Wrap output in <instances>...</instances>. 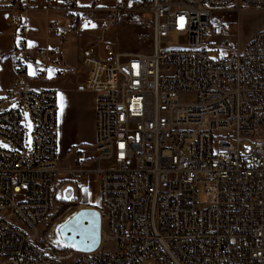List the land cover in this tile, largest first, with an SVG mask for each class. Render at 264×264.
Here are the masks:
<instances>
[{"label": "built area", "instance_id": "2783aa9c", "mask_svg": "<svg viewBox=\"0 0 264 264\" xmlns=\"http://www.w3.org/2000/svg\"><path fill=\"white\" fill-rule=\"evenodd\" d=\"M112 1L113 7L83 9L77 0H46L42 10L63 18L69 29L101 16V33L128 15L150 21L149 53L122 54L105 45L100 57L101 37L77 50L87 70L82 87L94 94L96 165H264L258 138L264 129V29L242 48L223 42L217 60L207 56L205 43L215 13L264 10V0ZM36 5L0 0L5 23L22 26L9 56L13 80L0 92V139L14 150L0 146V165H58L57 94L26 86L29 64L37 68L33 80L63 65L50 59V49H27L25 20ZM53 30L63 43L65 29L54 21L47 25ZM220 34L228 36L225 26ZM14 102L18 107L6 109ZM23 109L32 120L30 150ZM59 183L73 188L69 204L95 208L104 218L96 251H58L45 241L65 204ZM0 264H264V182H0Z\"/></svg>", "mask_w": 264, "mask_h": 264}, {"label": "rangeland", "instance_id": "374dc122", "mask_svg": "<svg viewBox=\"0 0 264 264\" xmlns=\"http://www.w3.org/2000/svg\"><path fill=\"white\" fill-rule=\"evenodd\" d=\"M41 3L42 0H38L36 9L29 12L26 16L27 49L30 52L39 49H50L52 53H54L50 59L61 60L66 66L63 65L60 70H53L51 74L48 69L46 71L45 80H32L30 78L35 76L37 68L33 64H29V78L27 77L26 81L29 79L30 82H26V86L35 90L55 91L59 108L62 107V104H64L66 100L67 89L75 87L78 83H82L87 76V70L80 65L78 66V63L75 61L77 46L82 48L89 43L96 42V40L101 37L102 41L98 45L101 53L105 45H116L118 52L122 54L151 52V29L147 18L128 15L126 18L120 20L116 27H111L106 33H100L101 26H103V23H101L102 20L100 22L90 18L92 22L90 26L86 27L85 21L78 26V29L71 33H68L67 23L62 21L58 24L60 28L66 31V41L62 43L56 39V31H47V22L52 23L54 21H52L51 18L48 19L44 13L40 12V8L42 7ZM98 5L109 8L113 7L115 3L112 0H99ZM213 17L215 24L212 31L205 37V43L208 47L207 56L211 60H217L223 55L222 52L216 49L222 47L223 42L228 43L227 49L242 48L251 41L257 32L264 29L263 9H250L239 14L221 12L215 13ZM92 25L95 26L93 27ZM222 26H225L228 31V36L226 37H222L220 34ZM21 29L22 26H8L4 21V15L0 13V92L9 85L12 79L9 56L21 40ZM30 71L33 74H30ZM77 94L88 96L90 93H81L80 91ZM5 107L6 109H10L18 107V105L15 102L11 104L7 103ZM89 111H92L91 108L88 110V113ZM23 120L25 147L30 150L32 148L33 128L32 120L25 109H23ZM92 126L93 124L90 120V116L80 112L76 120L71 122L68 126H63L58 122V167L60 169L76 168L79 166L80 162H87V165L83 167L89 170L97 166L93 160ZM258 138L264 140V129L258 131ZM0 146L8 150H14V147L3 139H0ZM68 149L69 151L67 152ZM109 167H111V164L106 162L101 163L102 169H108ZM58 182H67V180L65 176H63L60 177ZM83 182L94 181L92 177L89 176L85 178ZM62 187H64L63 183H59L56 190L59 191ZM83 199V193L79 192L78 202H81ZM53 203L57 205L58 202L55 201ZM95 205H97V203ZM204 205V189L200 185L197 187V206L202 208ZM74 206L87 205L80 203H65L60 210L54 213L52 222L62 214L65 209ZM53 208H55V206H53ZM101 213L104 214L102 211ZM102 224L104 225V218Z\"/></svg>", "mask_w": 264, "mask_h": 264}, {"label": "bare ground", "instance_id": "6f19581e", "mask_svg": "<svg viewBox=\"0 0 264 264\" xmlns=\"http://www.w3.org/2000/svg\"><path fill=\"white\" fill-rule=\"evenodd\" d=\"M84 166V165H79ZM67 182H264V165H111L69 169ZM58 165H0V182H58Z\"/></svg>", "mask_w": 264, "mask_h": 264}, {"label": "water", "instance_id": "95a60500", "mask_svg": "<svg viewBox=\"0 0 264 264\" xmlns=\"http://www.w3.org/2000/svg\"><path fill=\"white\" fill-rule=\"evenodd\" d=\"M72 190L65 187L60 201L70 202ZM100 212L89 206H74L65 209L48 227L45 241L55 250L69 249L91 253L98 249L101 237Z\"/></svg>", "mask_w": 264, "mask_h": 264}, {"label": "crops", "instance_id": "0c3cea01", "mask_svg": "<svg viewBox=\"0 0 264 264\" xmlns=\"http://www.w3.org/2000/svg\"><path fill=\"white\" fill-rule=\"evenodd\" d=\"M45 1L46 0H42V3H41L42 7L40 8V12H42V13H44L42 10H43V8L45 6ZM77 2H78V5L81 8H83V9H103V8H108V7H105V6H99L98 5L99 4V0H77ZM37 5H38V0H37ZM37 5H36V7H37ZM45 16L48 19L51 18L52 21H56L57 25L59 23H61L62 21L65 22V20H63V18H61L59 16L57 17L54 14H49V15L45 14ZM101 20H102V18L98 17L95 21H100L101 22ZM47 23H49V22H47ZM101 23H103V21ZM67 29H68V33H71V32H74L76 29H78V27H76L74 29H69V28H67ZM101 31H102V26H101V29H100V33H101ZM65 41H66V39H65ZM93 43H95V41ZM93 43H89V44L85 45L84 47H86V46H88L90 44H93ZM76 48L77 49H76L75 61L78 63V61H77V50L81 49V47L77 46ZM104 51L105 50H103V52L101 53L100 49L98 47V55L100 57L104 56ZM0 61H1V59H0ZM63 65L66 66L65 63ZM77 65L79 66V64H77ZM30 79H32V77ZM12 80L13 79H11L9 85L12 83ZM26 82H30V80L28 79ZM83 83H84V81L82 83H78L73 88L71 87V88L67 89V91H66V100H65L64 104H62V107H60V108L58 106L57 126H58V122H60V124H62L63 126H68L69 124H71V122L76 120L79 112L83 113V114L86 113L87 115H89L90 116V120H91V122L93 124L94 94L84 90L83 87H82ZM9 85L3 91H5L9 87ZM30 89H33V88H30ZM33 90H35V89H33ZM80 91H81V93L82 92L83 93L87 92V93H90V94L88 96H82V94H77ZM79 95H81V96H79ZM90 108H91L92 111H89V113H88V110ZM92 130H93V126H92ZM92 143H93V139H92ZM58 148H59V143H58ZM68 151H69V149L67 150V152ZM70 169L89 170V169H85L83 166L82 167L78 166L76 168H70ZM92 169H94V168H92ZM66 170H69V169L68 168H65V169H60L59 168V171H60L59 178L63 177V176H66V174H65Z\"/></svg>", "mask_w": 264, "mask_h": 264}, {"label": "flooded vegetation", "instance_id": "af4514ba", "mask_svg": "<svg viewBox=\"0 0 264 264\" xmlns=\"http://www.w3.org/2000/svg\"><path fill=\"white\" fill-rule=\"evenodd\" d=\"M65 185H66V186H65ZM67 186H69V187L71 188V190H72V195H73V194H74V191H73L72 186H70V185L64 184V187L61 188V191H62L65 187H67ZM61 191H60V193H61Z\"/></svg>", "mask_w": 264, "mask_h": 264}, {"label": "snow or ice", "instance_id": "6c2138e0", "mask_svg": "<svg viewBox=\"0 0 264 264\" xmlns=\"http://www.w3.org/2000/svg\"><path fill=\"white\" fill-rule=\"evenodd\" d=\"M85 26L87 27L88 25L86 24ZM92 26L94 27L95 25H92ZM48 71H49V73L51 74V72H52L53 70L49 69ZM30 74H33V73L30 71Z\"/></svg>", "mask_w": 264, "mask_h": 264}, {"label": "trees", "instance_id": "16d2710c", "mask_svg": "<svg viewBox=\"0 0 264 264\" xmlns=\"http://www.w3.org/2000/svg\"><path fill=\"white\" fill-rule=\"evenodd\" d=\"M144 18H146V17H144ZM147 20H148V22H149V24H150V21H149V19L147 18Z\"/></svg>", "mask_w": 264, "mask_h": 264}]
</instances>
